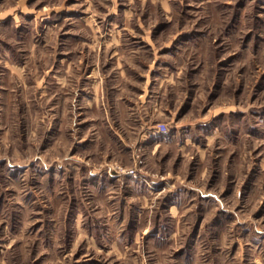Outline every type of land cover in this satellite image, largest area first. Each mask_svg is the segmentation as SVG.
<instances>
[{
  "label": "rangeland",
  "instance_id": "374dc122",
  "mask_svg": "<svg viewBox=\"0 0 264 264\" xmlns=\"http://www.w3.org/2000/svg\"><path fill=\"white\" fill-rule=\"evenodd\" d=\"M0 264H264V0H0Z\"/></svg>",
  "mask_w": 264,
  "mask_h": 264
},
{
  "label": "built area",
  "instance_id": "2783aa9c",
  "mask_svg": "<svg viewBox=\"0 0 264 264\" xmlns=\"http://www.w3.org/2000/svg\"><path fill=\"white\" fill-rule=\"evenodd\" d=\"M159 128L165 129V126L164 125H160ZM122 172H126V173H129V174L135 175V168L131 167V168L123 169Z\"/></svg>",
  "mask_w": 264,
  "mask_h": 264
}]
</instances>
